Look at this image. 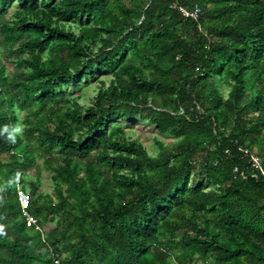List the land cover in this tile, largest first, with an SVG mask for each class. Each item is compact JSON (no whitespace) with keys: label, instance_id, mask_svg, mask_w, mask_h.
I'll list each match as a JSON object with an SVG mask.
<instances>
[{"label":"trees","instance_id":"1","mask_svg":"<svg viewBox=\"0 0 264 264\" xmlns=\"http://www.w3.org/2000/svg\"><path fill=\"white\" fill-rule=\"evenodd\" d=\"M0 48V264H264V0H0ZM136 118L174 139L150 154Z\"/></svg>","mask_w":264,"mask_h":264},{"label":"rangeland","instance_id":"2","mask_svg":"<svg viewBox=\"0 0 264 264\" xmlns=\"http://www.w3.org/2000/svg\"><path fill=\"white\" fill-rule=\"evenodd\" d=\"M17 7L16 5H12L8 11L2 16V20L9 21L11 19V12L13 9ZM0 64L4 63L6 68V73L9 78H16L23 72L22 66H18L12 61L15 58L12 56H8L5 52L0 48ZM13 59V60H12ZM108 74L101 73L98 74V78H106ZM107 79V78H106ZM97 81L93 78H87L81 80L78 85L74 84V82L68 83L61 90L60 96L57 99L64 98H77L79 105L89 104L95 96L94 88L97 87ZM35 107L29 110H22L18 112L19 115V126L22 127L26 124V122H30L33 120V117L29 114L30 112L35 111ZM117 123L125 127L127 134L132 138L139 142H141L147 149V151L156 155L158 150H160L157 146V141L163 143L164 146L170 143L174 139V137L170 135H165L159 133L154 126H152L147 121H142L140 118H136L134 120H117ZM24 182L23 184L26 186V194L28 197L32 196L29 183H34L37 186V190L42 194H49L52 191V182L50 180V174L43 168L42 160H36V167L33 170L27 171L23 176ZM20 183L19 187L23 185ZM57 221V217L53 218V220L46 223V228L51 229L55 225ZM174 264V263H170ZM192 264H200L199 260H194Z\"/></svg>","mask_w":264,"mask_h":264},{"label":"built area","instance_id":"3","mask_svg":"<svg viewBox=\"0 0 264 264\" xmlns=\"http://www.w3.org/2000/svg\"><path fill=\"white\" fill-rule=\"evenodd\" d=\"M170 8L174 9L175 11H177V13L183 19L196 20L202 15V10L197 4H193L191 6H186V5H181V4H178L176 2H173L170 5ZM251 161L253 162L255 168L260 170L259 160L256 157L251 156ZM19 188L20 187H18V189ZM18 200H19L21 206L24 207L26 205L27 201H28V195L25 192L19 190V192H18ZM23 214L26 217L27 226L35 225L36 222H35V219L33 217L29 216L25 212H23Z\"/></svg>","mask_w":264,"mask_h":264}]
</instances>
